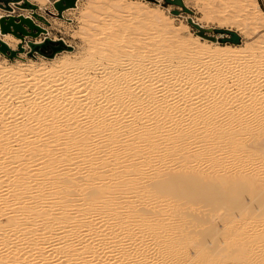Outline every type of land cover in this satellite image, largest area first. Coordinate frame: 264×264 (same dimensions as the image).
I'll return each mask as SVG.
<instances>
[{
	"label": "bare ground",
	"instance_id": "bare-ground-1",
	"mask_svg": "<svg viewBox=\"0 0 264 264\" xmlns=\"http://www.w3.org/2000/svg\"><path fill=\"white\" fill-rule=\"evenodd\" d=\"M161 18L155 38L156 30L174 35L173 19ZM106 20L87 31L86 68L66 49L47 66L37 57L1 61L0 74L18 77L13 87L9 78L0 83V264L200 262L179 255L190 247H214L206 259L217 264H264V55L246 57L264 41L241 46L190 31L162 51L156 39L132 45L134 32L110 31ZM0 38L12 48L22 41L9 31ZM29 68H42L43 79L58 70L65 86L29 91L21 80ZM225 247L242 255L227 263Z\"/></svg>",
	"mask_w": 264,
	"mask_h": 264
},
{
	"label": "rangeland",
	"instance_id": "rangeland-1",
	"mask_svg": "<svg viewBox=\"0 0 264 264\" xmlns=\"http://www.w3.org/2000/svg\"><path fill=\"white\" fill-rule=\"evenodd\" d=\"M31 1L37 3L38 6L36 8V11L38 13H40V14H43L49 20V23H45L42 20L34 17L32 15V13H31V17L33 18L34 22L35 23H38V24H41V26H43V27L46 28V31H45V33L40 32L39 35H37V36L25 35L24 36V39L23 40L21 39L22 41H20L19 43H17L16 46L13 48L16 51V55L15 56L9 57L7 54H4V53H2L0 51V64L2 63L1 61H3V58L4 57L7 58V60L9 61V64L10 65L17 64L19 61L24 60V59L25 60H29V58L34 59V58L37 57L38 60H40V62H42V65L43 64L45 65V63H46V66H47L48 63H49V61H50V59H51L49 56L45 55V54H48V53L51 52V48L49 46L46 49L43 50V52L45 54H40L38 52H34L35 53V56L33 57V56H31V55H29L27 53L28 50H29V48H30V46L27 44V40H37L39 38L40 39H43V37L45 35H48V36H50V37H52L54 39L62 38L67 44L72 45V48L69 49V50L66 47L65 48L66 49L65 52H68L70 54L72 61L78 63L81 60H84V59H81V58H85L86 56H88V50H89L88 49L89 48L88 47L89 46V38H88V35H87L88 32H92L93 30L96 31V29L98 30L99 29V26L101 25V23L103 21L105 22L106 19L109 20L110 22H113V27H115L116 25L121 26V27L116 26L115 28H113L111 26L112 23L110 25H108V23L106 22L107 23V26L112 27L110 29V31L112 29L115 30L118 27L119 30L120 29L122 30V31L120 30V32H124L125 31L126 34L125 33L124 34L126 36H128V37L130 36V33H133L134 32L133 33L134 36L137 35V37L135 36L136 37L135 38L131 34V36L134 37L135 39L132 38L131 36H130L131 38H129L130 41H132V45H135V46L136 45L139 46V44L140 45H145L146 42H148L146 44V46H144V47H148V46L150 47V44L151 43H154L153 39H156L155 42H158V43H155L156 44L155 46L158 45L159 47H162V49H161L162 51H164V50L166 51L168 49L167 43L169 44V42H170L171 44H173V42L176 40V38L173 37L174 35H176L178 37H184V38H186L187 36H189L190 31L191 32L197 31L196 28L194 26H192L185 19V15H187V14H190L193 17L194 20H196L198 23L202 24L204 27L211 28V29H208L206 31L207 34H211V35H214L216 37H217L218 34H223V35H221V37H226V36H229L230 34L229 33H226V32H222L218 28H229V29L235 30L241 36V42H239V43H241L240 44L241 46H246L248 44V45H251V47L252 46L255 47L254 45L257 46V43L260 40L261 41H264V26H263L264 24H262L264 22V19H261L262 16L259 17V15L264 14V0H241V1L240 0H196V1L195 0H183L184 3H185V5L188 8L191 9V12L190 13H187V11L184 10V7L183 6H181L178 3L173 2V0L172 1L161 0V3L160 4L156 0H141V1H144L145 3H148L149 6H151V7H157L160 12H157L156 14H152V12H151V14H147L148 11H150V9H149L150 7H147V9H145V10L143 8L142 10L139 11V9L137 7H135L136 6V5H134L135 3L134 4L131 3L132 0H106V1L105 0L104 1H102V0H99V1H96V0H78L77 6L74 7V8L67 9V10H65V12L63 11V13H62L63 15L62 16H58L57 15V9L53 5L54 0H31ZM98 2L100 3V5H99ZM124 2L126 4L127 3L128 4L127 5H124L125 4ZM87 3H88V5L89 4L91 5V3H92L93 6L95 5L94 7H96V9H94V7L92 5H91V7L93 9L90 8L89 7L90 5L88 6ZM94 3H96L97 5L94 4ZM10 4L12 5L13 10H8V11H14L13 14H15V15L20 14L22 12H25V10L27 9L25 7H20L19 5L15 4V2H10ZM128 5H130V8H132V9H130ZM108 7L111 8V9H109ZM125 7H126V9H125ZM88 8H90L89 10H91V9L92 10L91 11H88ZM0 9H4V7H1L0 6ZM28 9H30V11H32L31 8H28ZM146 10H147V12H146ZM173 10H175L176 12L177 11H180L181 13L180 14H175L173 12ZM92 11H93V13H91ZM101 11H104V12H101ZM135 11L137 13H135ZM120 12L123 13V14H121ZM161 12H164V13H161ZM95 13H97V14H95ZM4 14H6V13H4ZM93 14H95L98 17H96ZM159 14L161 15V17L169 18L170 20L173 19L172 20L173 22L171 21V23L173 25L172 28L176 31V32L175 31L173 32L174 35L171 32H169V31L166 32L167 34H164L165 33L164 32L165 30L164 31L161 30V32H159L160 35L157 33L158 30H160V27L162 28V26H159V25L162 24V22H163L162 21L163 18H161ZM85 15H87L89 18L87 16H85ZM99 16H101V17H99ZM108 16H109V18H107ZM146 16L147 17L148 16H152L153 18L152 17H149L150 20H152V21H149L148 20L149 18H145ZM220 16H222V17H220ZM224 16L226 17L227 20L225 19ZM83 17H87V20H85V18H84V20L86 21V23L90 19V22L87 23V25H85L86 23L83 21ZM92 17H94V18L92 19ZM96 18L101 23H99V24L96 23V22H99ZM115 18H116V21H115ZM124 19H125V21H124ZM241 19L242 20L244 19L243 20L244 22L240 21ZM94 20H96V22ZM117 20H119L120 22L117 21ZM114 21H115V23H114ZM128 21H130V22H128ZM94 22L96 23V25L98 24L96 28H95L96 25H95ZM121 22H123L125 24H123ZM120 23L122 25H125V27H123L122 25H120ZM156 23L159 24V25H157ZM237 23H240V24H237ZM92 24H94V25L92 26ZM88 25H89V27H87ZM126 25H128V26H126ZM131 25H132V27H131ZM239 25H241V26H239ZM149 26H150V28H152L153 26H155L153 28L158 27L157 28L158 30L154 29V30L157 31L156 32V35H157L156 37L157 38H155V32L154 31H151V30H153V28L150 29ZM122 27H123V29L124 28H127V30H125V29L123 30ZM26 28L29 29L28 26H26ZM87 28H89V29H87ZM136 28H137V30H135ZM146 28H148L150 30H146ZM90 30H92V31H90ZM100 30H98V31H100ZM119 30L117 29L115 31H119ZM110 31H109V28H108V30H105L104 32H110ZM126 31H129V33L126 32ZM135 31H136V33H135ZM148 31H149V33L152 32L154 34V35H152V38H149V35L150 34L148 33ZM138 34H140V35H138ZM140 36H145V37L142 38ZM161 36L163 38L165 36L164 39L162 38L163 41H165V42H163L162 39H158V37L161 38ZM138 37L140 39H145L147 37V39L145 41L144 40H141L140 43H139ZM221 37H218V38L220 39ZM166 39L168 40V42H166ZM135 40H137L138 43ZM142 41L144 42V44H143ZM202 41L204 42L205 40L202 39ZM134 42H136V43H134ZM219 42H222V41H219ZM224 42H227V43H230V44H236V43L231 42V41H224ZM54 43H56V42L54 41ZM19 44H22L23 45V47H24L23 50H20V48L18 46ZM174 44H177V42L176 43L174 42ZM261 44L264 45V42L261 43ZM263 48H260L259 50L258 49H255V50L252 49V50H250L249 49L250 51H247L248 53L246 52V54H247L246 57L247 56L248 57H250V56L255 57L256 55H258V53L259 54L262 53L264 55V51H263L264 49ZM65 49H63V50H65ZM161 50H159V51H161ZM7 53H9V51H7ZM59 54H61V53H59ZM262 54H261V56H262ZM174 57L176 58V56H174ZM174 57H172V60L173 61H176V59ZM88 60H89V58L86 61H88ZM86 61H81V62H83V63H81L82 64L81 67H85L84 63ZM216 62H217V60H214V61L210 62V64L213 63L212 65H215V66H217V64H218V66H217L218 68H226V67L229 66L230 60H223L222 62L220 61L221 62L220 64L219 63H216ZM205 63L208 64L207 67H206V68H208L207 70H209V69L212 70L214 68L209 63H207V62H205ZM206 64H205V66H206ZM209 65L211 67H213V68H209L208 67ZM205 66L204 65L199 66V65L192 64L191 67L193 69H191V67H189V68H190L191 71L192 70L193 71H196V70L197 71H200V70H202V68H205ZM13 70L14 69H12V71ZM12 71H10L11 73L10 72L9 73L7 72L6 74H5V72L4 73L2 72V74H0V83H1V81H4V79L9 78L11 80L13 79L12 81L6 79L12 85V87H13V85L14 86L17 85V83H15V81L17 82L16 78L18 77V75L15 72H12ZM41 71H42V68H40V69L39 68H29V69L23 70V73H24L23 76L24 77L21 76L23 78V79L21 78V80H23V82H24L23 84H26L25 87H26L27 90H29V91L31 90L32 91L33 89H35V88L39 87L40 85H42L44 82H49V81H53V82L54 81H56V82L58 81L57 84H59V82H60L61 84L58 87H56L58 89H60L63 86H65V85H63L64 84V80H62V79H65V77H64V74L62 72H60L58 70H56V71L54 70L50 76H47V77H45L43 79V75L42 74L44 73V71H42L43 73ZM186 71H188V70L186 69ZM203 79L200 81L201 85L205 84L206 81L208 80L207 78H203ZM205 79H206V81H205ZM234 79L236 81H238L239 78L236 79L235 76H234V78L232 77V79H230L232 81V82L230 81L231 84L236 83V81ZM0 89H3V88H0ZM255 125H253L252 122H251V126H255ZM262 220H264V219H260V221H262ZM220 223H221V221H220ZM224 236H225V238L227 237L228 239H230L229 238L230 235L229 236L228 235H224ZM224 236H222V238H221L222 240H224L223 239ZM232 236L233 235H231V237ZM245 238H247V236ZM239 239H241V238H239ZM198 249L200 250L201 248H198ZM227 249H228V247H225L224 248V254H225L224 257L225 258L228 257L227 263H228V261L230 262L231 257L233 255H236V254L242 255L241 252H238V251H235V250L233 252L230 249H229V251H230L229 252ZM196 250H197V248L190 247L186 251H184V253H181L179 255L180 256L182 255L181 257H184V258L186 257V255H188L189 257L190 256L193 257L194 255H196V256L198 255L197 258H199L200 262L194 261L193 259L196 258V257H193V259L190 262H188V264H191L192 262H193L192 264H195V262H196V264H201L202 261H204V263L202 262V264H206L205 262H208V264H212V263L213 264H217L216 263V258L208 257V260L211 258L209 261L206 259L207 256H215L216 257V255L218 253L215 255L216 252H215V248L214 247H207V249L202 248L200 251L199 250L196 251ZM194 251H196V253L197 252L198 253L197 254L196 253L194 254ZM202 251H204V253ZM212 251H214V253H212ZM199 253L200 254L203 253V255L205 254L204 256L201 254L205 258H202V256L199 255ZM254 257H255V255H254ZM233 258L234 257H232V259ZM241 258H243V257H241ZM214 259H215V261H213ZM234 259H237V257L234 258ZM238 259H239V257H238ZM181 260L182 259H180V262H181ZM182 261H183V263L182 262L179 263V260H178L177 263H179V264H185L186 263L184 260H182ZM232 262H230L228 264H233ZM239 263H241V262H238V264Z\"/></svg>",
	"mask_w": 264,
	"mask_h": 264
},
{
	"label": "water",
	"instance_id": "water-1",
	"mask_svg": "<svg viewBox=\"0 0 264 264\" xmlns=\"http://www.w3.org/2000/svg\"><path fill=\"white\" fill-rule=\"evenodd\" d=\"M15 2V4L19 5L20 7L25 8H31L32 15L40 20H42L45 23H49V20L43 15L36 11L37 3L32 2L30 0H0V6L5 7L8 10H13L12 5L10 2ZM166 1H172V0H166ZM173 2L183 5L181 0H173ZM76 0H54L53 5L57 9V15L62 16V11L69 7V6H75ZM184 10L187 12H191V9L183 5ZM176 10V9H175ZM173 10L174 13L176 11ZM187 21L196 28V32L200 35H203L205 37L216 39L217 37L214 35H209L206 33L208 29L203 27L201 24H199L197 21H195L191 16L187 18ZM29 27V29L26 28V26ZM222 32L229 33V36L218 38L219 41H231L234 43H239L241 41V36L239 33H237L233 29L229 28H218ZM0 30L1 32H11L14 35L20 37L22 40L24 39L25 35H31V36H37L40 32H45L46 28L41 26L38 23H35L33 21V18L31 16H24L23 14H13L9 13L8 15H1L0 16ZM54 41L56 43H54ZM27 44L30 46L28 50V54L31 56H35L34 52H38L40 54H45L43 52L44 49H46L48 46L51 48V52L48 54H45L49 57H52L55 55L56 52H59L66 47L68 49L72 48V45L67 44L62 38L54 39L48 35H45L42 39V41H35V40H27ZM20 50H23V45H18ZM0 51L4 54H7L9 57L15 56L16 51L12 47L9 46V44L0 38ZM9 51V53H7Z\"/></svg>",
	"mask_w": 264,
	"mask_h": 264
}]
</instances>
